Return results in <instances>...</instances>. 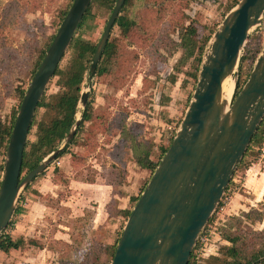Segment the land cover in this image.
Returning a JSON list of instances; mask_svg holds the SVG:
<instances>
[{"label":"rangeland","instance_id":"rangeland-1","mask_svg":"<svg viewBox=\"0 0 264 264\" xmlns=\"http://www.w3.org/2000/svg\"><path fill=\"white\" fill-rule=\"evenodd\" d=\"M235 1L144 0L134 11L137 24L128 36L117 26L113 28L110 41L118 47L115 69L103 76H90V64L82 85L81 93H89L91 120L85 123L76 143L68 147V154L52 162L20 193L17 208L22 212L13 216L8 232L15 239L23 232L27 238L23 249L29 253H17L16 260L23 264L111 263L112 256L106 247L116 244L127 222V218L115 213L132 211L137 203L134 199L141 196L153 175L151 170L138 165L132 145L140 142L150 147L149 157L160 163L164 157L162 148L170 147L197 82L187 75L196 72L194 60L180 72L175 70L181 51L170 56V41H180L181 26L193 24L199 39L210 38L205 54ZM66 2L0 0L3 122L10 124L18 112L20 90L28 89L35 61L59 29ZM111 13L94 4L93 18L76 36L82 34L85 40L98 45ZM263 48L264 16L261 24L251 30L242 52L243 57L250 51L248 59L240 61L239 82L248 79ZM72 57V51H67L61 69L70 64ZM170 76H176L177 81L172 83ZM58 80L59 77H53L50 82L45 93L47 101L60 92ZM83 110L80 104L78 119ZM44 116L45 108L39 109L37 122ZM36 134L37 125L28 140L35 142ZM64 147L65 141L60 148ZM5 156L4 151L0 152L1 165ZM247 161L251 164L249 172H237L222 206L205 228L194 264H204L209 257L219 255L221 246L229 245L221 233L231 218L243 219L245 212L264 209V141L262 146L253 147ZM249 173L253 180L262 182L261 186L259 183L255 186L261 190L256 191L261 203L254 201L252 191L245 187ZM25 175L24 172L22 178ZM263 226L257 223L253 228L261 230Z\"/></svg>","mask_w":264,"mask_h":264},{"label":"water","instance_id":"water-1","mask_svg":"<svg viewBox=\"0 0 264 264\" xmlns=\"http://www.w3.org/2000/svg\"><path fill=\"white\" fill-rule=\"evenodd\" d=\"M92 1L74 0L17 112L0 185V235L12 221L22 189L46 171L65 148L51 153L21 178L24 151L39 103ZM125 2L116 1L93 56L90 76L96 73ZM263 16L264 0H240L214 33L181 125L128 217L110 264H189L200 235L264 120V48L237 92L242 52ZM230 78L235 81V94L228 101L223 84ZM88 99L89 93L82 92L83 108ZM80 123L76 117L65 146Z\"/></svg>","mask_w":264,"mask_h":264},{"label":"trees","instance_id":"trees-1","mask_svg":"<svg viewBox=\"0 0 264 264\" xmlns=\"http://www.w3.org/2000/svg\"><path fill=\"white\" fill-rule=\"evenodd\" d=\"M117 0H93L87 13L85 14L83 21L81 22L76 35L81 32L84 26L93 18L92 16V7L96 4L98 7H106L108 10L113 11L115 3ZM144 4V0H126L120 15L116 21L115 26H117L124 35L128 36L133 28L137 24L136 14L134 11L140 6V2ZM189 3L192 0H185ZM240 0H236L234 4L230 7L231 9L235 7ZM74 0H67L64 9L62 10L61 20L63 21L67 12L69 11ZM62 23V22H61ZM61 25V24H60ZM114 26V27H115ZM180 27V26H179ZM58 30V29H57ZM56 30V32H57ZM55 32V34H56ZM55 34L50 37L49 43L44 51L38 56L34 64V70L32 72V78L37 72L44 56L51 45ZM179 40L178 42L171 40L170 41V53L172 56L175 52L181 51V56L177 61L175 70L180 72L181 69H184V66L187 65L191 60H194L196 63V72L194 74L188 73L187 75L193 77L197 80L198 73L201 68V63L203 59L204 49L210 38L206 37L204 40L199 39V34L197 28L192 24L189 26H181L179 29ZM74 37L70 48L68 51H72V60L68 66L64 69H61V63L57 68L54 77H59L58 85L60 86V92L51 96L47 101L46 94L43 96L41 102L39 103L36 115L33 120L30 133L33 128L37 125V140L35 142L27 141L26 148L24 151V159L22 164V174L25 172L27 176L31 171H33L46 157L51 153L58 150L62 143L66 140L68 134L70 133L72 127L76 122L77 113L79 111V104L81 99V90L82 85L85 79L86 74L89 70V65L92 63L93 56L95 54L97 45L92 44L90 41L85 40L82 37V34ZM203 41V42H202ZM250 51L248 54L241 58V61L244 62L249 57ZM67 54V53H66ZM65 54V56H66ZM64 56V57H65ZM118 57V47L115 43L109 40L105 51L103 52L102 58L96 69V76H103L105 74H110L115 69V62ZM258 55L256 56L255 61L257 60ZM64 59V58H63ZM62 59V60H63ZM172 83L177 81L176 76H170ZM246 82V81H245ZM245 82H239L237 84V92L241 89ZM26 90H20L19 98L22 100ZM21 105V104H20ZM19 105V108H20ZM45 108L46 116L37 122V112L39 109ZM17 113L12 117L10 124L3 122L0 119V152H5L8 147L9 139L11 132L14 126ZM91 120L90 105L87 103L86 107L82 112L81 123L76 131L74 138L65 146L60 157L68 154V147L78 140L79 133L83 130L86 122ZM29 133V135H30ZM134 140V139H133ZM264 141V120L259 126L256 134L254 135L250 146L243 158V160L238 165L237 171L234 174L233 179L235 178L237 172L243 171L246 172L250 163L247 161V158L252 154L254 146H262ZM143 143H134L132 145L133 152L136 157L138 165L143 169L151 170L152 174L155 172L159 163L153 162L150 156V147H145ZM168 148H162V152L165 155ZM4 165L0 164V185H1V175L3 173ZM42 175V174H41ZM25 176L23 178H25ZM40 176V175H39ZM38 176V177H39ZM37 177V178H38ZM22 178V176H21ZM22 178V179H23ZM36 178V179H37ZM35 179V180H36ZM34 180V181H35ZM233 184V180L229 184L226 192L230 189ZM28 185L26 188H29ZM140 197L134 199L138 201ZM222 206L220 202L217 210ZM22 212V209L17 208L14 215H17ZM130 210H118L115 215H122L128 219L131 214ZM214 217V216H213ZM213 217L210 219L208 225L212 222ZM241 219L239 217L231 218L227 228L222 231L221 236L223 240L228 242L229 245H223L219 249L218 256H211L205 260L204 264H264V226L261 230H255L253 226L257 223L264 225V209L257 210L252 209L250 212H245L242 215ZM13 219V218H12ZM13 220L11 221L8 228L0 235V251L9 253L12 250L23 249L25 246L26 240L24 238L14 239L8 230L12 227ZM204 234V232H203ZM202 234V235H203ZM201 235V237H202ZM116 242L113 246L106 247L108 253H111L112 259L114 257L117 244ZM200 240L198 241L189 264H194L196 260V249L198 248ZM31 243H35L32 241ZM99 257H97L98 259ZM97 262V261H96ZM94 264H99L98 262Z\"/></svg>","mask_w":264,"mask_h":264},{"label":"crops","instance_id":"crops-1","mask_svg":"<svg viewBox=\"0 0 264 264\" xmlns=\"http://www.w3.org/2000/svg\"><path fill=\"white\" fill-rule=\"evenodd\" d=\"M248 172L249 171H246V173H248ZM246 175H248V176H247V179L245 182V187H247L249 190L252 191L251 193H253L254 201L261 203L262 201L260 202V200H259L260 196H258V197L256 196L257 192L261 191V190L256 189L255 186H256V183H259V186H261L262 182H257L256 180H253V175H251L250 173L246 174ZM1 179H2V175H1ZM252 207H254V206H252ZM19 233H20V237H18V238H24L25 240H27V238L25 237V234L23 232H19ZM12 237L15 239V237L13 235H12ZM17 253H19L20 255H22V254L27 255L29 253V251L27 252V250H25V249L12 250L9 253H5V252L0 251V264H23L21 260L15 259V255ZM23 259H24V261L28 260L25 258H23Z\"/></svg>","mask_w":264,"mask_h":264},{"label":"bare ground","instance_id":"bare-ground-1","mask_svg":"<svg viewBox=\"0 0 264 264\" xmlns=\"http://www.w3.org/2000/svg\"><path fill=\"white\" fill-rule=\"evenodd\" d=\"M234 90H235V81L233 80V78H230L227 81H225V83L223 84V94L228 101L231 100Z\"/></svg>","mask_w":264,"mask_h":264},{"label":"built area","instance_id":"built-area-1","mask_svg":"<svg viewBox=\"0 0 264 264\" xmlns=\"http://www.w3.org/2000/svg\"><path fill=\"white\" fill-rule=\"evenodd\" d=\"M203 232H205V230H204ZM203 232H202V234H203ZM202 234H201V235H202ZM201 235H200V238H199L200 241H201V239H202ZM202 236H203V235H202ZM199 240H198V241H199Z\"/></svg>","mask_w":264,"mask_h":264}]
</instances>
